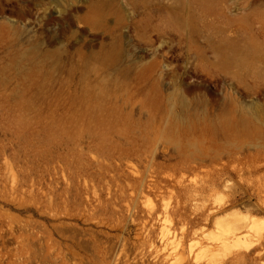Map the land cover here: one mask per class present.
<instances>
[{
    "label": "rangeland",
    "instance_id": "1",
    "mask_svg": "<svg viewBox=\"0 0 264 264\" xmlns=\"http://www.w3.org/2000/svg\"><path fill=\"white\" fill-rule=\"evenodd\" d=\"M0 264H264V0H0Z\"/></svg>",
    "mask_w": 264,
    "mask_h": 264
}]
</instances>
